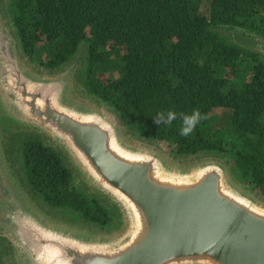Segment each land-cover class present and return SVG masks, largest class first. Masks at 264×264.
Returning a JSON list of instances; mask_svg holds the SVG:
<instances>
[{
	"label": "trees",
	"instance_id": "1",
	"mask_svg": "<svg viewBox=\"0 0 264 264\" xmlns=\"http://www.w3.org/2000/svg\"><path fill=\"white\" fill-rule=\"evenodd\" d=\"M202 2L9 0L1 9L22 54L50 74L84 46L76 83L136 140L166 144L180 159L223 157L264 202V58L231 36L239 29L264 40V0ZM170 109H198L206 119L182 137L179 119L167 127L154 122ZM35 140L22 146L32 194L102 232L114 229L116 213L78 191L62 159Z\"/></svg>",
	"mask_w": 264,
	"mask_h": 264
},
{
	"label": "water",
	"instance_id": "2",
	"mask_svg": "<svg viewBox=\"0 0 264 264\" xmlns=\"http://www.w3.org/2000/svg\"><path fill=\"white\" fill-rule=\"evenodd\" d=\"M46 113L59 121L60 114ZM75 121L63 128L70 138L64 142L133 219L128 216L130 227L118 236L87 242L30 217L40 242L47 244V237L54 246L39 249L25 234L21 245L29 256L33 251L44 264H264V208L239 194L220 167L175 172L148 153L125 148L101 116Z\"/></svg>",
	"mask_w": 264,
	"mask_h": 264
},
{
	"label": "rangeland",
	"instance_id": "3",
	"mask_svg": "<svg viewBox=\"0 0 264 264\" xmlns=\"http://www.w3.org/2000/svg\"><path fill=\"white\" fill-rule=\"evenodd\" d=\"M9 0H0V35L7 41L8 47H3L4 59L11 60L19 75L34 84L59 83L67 87L65 99L72 109L84 111L87 115L101 116L104 120L116 127L118 137L125 148L148 153L163 163L172 171L183 172L193 171L205 166H218L224 172L230 185L236 188L237 192L246 199L264 208L263 197L255 192L246 189L239 179L231 171L232 162L220 156H201L190 159L175 158L170 152L169 146L147 145L136 140L131 128L111 114L100 101L86 94L76 83L75 76L85 55V48L82 46L75 59L66 67L56 73H48L36 63L28 60L21 52L14 30L8 19L3 15L1 7ZM208 0H203L205 7ZM231 36L240 46L254 51L264 58V40L235 29ZM2 68V66H0ZM4 67L10 72L9 64L4 61ZM1 72V70H0ZM27 81V82H28ZM24 84L26 83L23 81ZM3 74L0 73V259L1 264H33L24 253L21 241L17 239L14 226L5 221V217L11 219L15 214L13 204L9 202V195H15L22 203L25 210L30 213L42 225L61 230L67 234L74 235L87 242H100L114 238L122 233L132 218L123 205L114 199L105 188L95 182L85 171L82 164L72 155L69 146L58 139L52 132L41 127L39 124L30 121L25 113L20 110L15 101L10 97ZM23 84V83H22ZM15 104L17 108L15 107ZM220 110L214 111L218 115ZM39 140L41 144L55 152L63 162L65 168L72 176L73 185L82 194L94 197L101 209L109 215L116 213L114 219L116 227L110 232H102L92 224L85 223L68 211L52 209L45 206L41 200L34 196L25 180L22 169L23 143L30 140ZM35 140V141H36ZM5 193V194H4ZM100 244V243H99Z\"/></svg>",
	"mask_w": 264,
	"mask_h": 264
},
{
	"label": "flooded vegetation",
	"instance_id": "4",
	"mask_svg": "<svg viewBox=\"0 0 264 264\" xmlns=\"http://www.w3.org/2000/svg\"><path fill=\"white\" fill-rule=\"evenodd\" d=\"M2 36L3 35H0V66H2V68L0 67V73L3 74L5 80L4 84L7 85L8 92L11 95L10 97L18 104L20 110L25 113L24 115L27 119L49 130L62 141L66 139L70 140L69 136L63 132V128L68 127L72 121L76 122L74 118L82 122H87L90 116H87L83 111L72 109V107L67 105L65 99L67 87L64 84L60 85L55 82L34 84L22 78L15 64L11 60L4 59L3 57L4 44L6 47H8V44ZM4 61L9 64L10 72L4 67ZM23 81L26 83L24 84ZM11 104L15 105L12 102ZM15 107L17 108L16 105ZM49 110L60 114L59 121L55 123L53 119L48 118V113L46 112ZM106 131L109 132L110 130L107 129ZM109 142L114 145L113 134L109 135ZM105 190L110 191L108 187H105ZM9 202L13 204L15 214L11 215V219L5 217V221L9 222V225L14 226L15 230H17L15 234L17 239L21 242H25V238L24 241H22V237L30 232L35 237L40 236L41 240H43L42 234L34 229V226H38L30 221V217L33 218V216L25 210L20 200L15 195H9ZM45 242L47 243L46 240ZM24 253L31 262L33 261V264H44L41 260H37L38 257L35 256L33 251L32 257L35 261L29 256L28 252L24 251Z\"/></svg>",
	"mask_w": 264,
	"mask_h": 264
},
{
	"label": "clouds",
	"instance_id": "5",
	"mask_svg": "<svg viewBox=\"0 0 264 264\" xmlns=\"http://www.w3.org/2000/svg\"><path fill=\"white\" fill-rule=\"evenodd\" d=\"M179 119L181 121V127L179 129V135L182 137H189L194 133L197 126L206 119V116L202 114L198 109H193L190 114L177 113L174 110H168L167 112L156 113L155 123L157 125L170 126L174 121Z\"/></svg>",
	"mask_w": 264,
	"mask_h": 264
},
{
	"label": "bare ground",
	"instance_id": "6",
	"mask_svg": "<svg viewBox=\"0 0 264 264\" xmlns=\"http://www.w3.org/2000/svg\"><path fill=\"white\" fill-rule=\"evenodd\" d=\"M74 119L77 120V118H74ZM29 236H30V237H29V238H30V241L33 242V243L35 244V246H37L39 249H43L44 247L54 246V244H53L52 242H50V241L48 240L49 238H47V237H45V240L47 241L48 244H43V243L40 242V241H41L40 236L35 237V236H34L32 233H30V232H29ZM61 257H62V255H61ZM49 258H50L52 261H54L55 263L58 262V258H55V259H54V254H50ZM57 264H58V263H57Z\"/></svg>",
	"mask_w": 264,
	"mask_h": 264
}]
</instances>
